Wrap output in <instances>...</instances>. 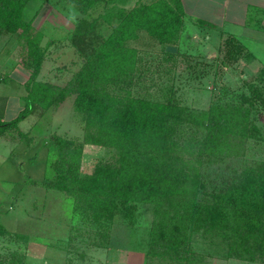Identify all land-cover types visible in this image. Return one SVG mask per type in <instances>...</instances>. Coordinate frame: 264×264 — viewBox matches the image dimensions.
Listing matches in <instances>:
<instances>
[{
	"label": "trees",
	"instance_id": "1",
	"mask_svg": "<svg viewBox=\"0 0 264 264\" xmlns=\"http://www.w3.org/2000/svg\"><path fill=\"white\" fill-rule=\"evenodd\" d=\"M31 1L0 0V35L21 30L20 37L26 42V55L31 54L33 66L26 85L25 106L12 120L0 121L1 130L16 127L31 113L35 99L39 104L43 99L39 85L34 82L42 64L43 50L39 48L42 35L23 17ZM68 1L83 16L75 35H91L98 17L88 21L84 33L80 28L98 0ZM115 14L119 23L75 76L74 104L84 123L83 141L50 137L46 146L49 155L51 152L57 155V161L53 168L55 175L52 180L45 178V186L71 196L74 213L98 226L101 239L107 240L108 231L104 229L118 208L131 216L137 204H144L152 208L154 215L152 249L148 254L162 255L177 264H195L197 254L190 250L189 240L191 232L200 231L222 239L230 257L264 262V161L256 168L245 165L244 172L234 177L237 183L229 184L224 191L214 187L213 191L199 196L200 176L195 163L205 156L206 161L218 162L224 153L233 156L226 150L233 147L232 139L240 126L232 120L231 108L216 105L208 111L193 109L175 100L171 90L163 100L135 92L136 88L147 89L148 82L154 83V75L149 73V68L136 73L141 59L136 49L124 43L138 31H145L164 44L161 57L172 59L175 54L165 48L174 46L167 42L168 37L179 34L185 24L181 0L150 1L129 11L107 12V16ZM195 22L213 27L202 19ZM223 46L224 63L237 66L246 54L243 47L230 35L224 38ZM242 80L243 85L249 84L250 94L259 101V107H264L261 96L264 79L262 92L251 82L247 83L248 80ZM107 82L121 87L111 90ZM48 100L43 101L46 107L52 104ZM192 126L204 131L198 137L184 136ZM246 126L245 138L259 131L253 123ZM20 137L19 141L28 145L33 142L31 137ZM82 144L109 147L113 156L98 161L91 172L82 175L77 161ZM5 233L0 226V234ZM24 260V253L16 251L0 256V264H25Z\"/></svg>",
	"mask_w": 264,
	"mask_h": 264
},
{
	"label": "rangeland",
	"instance_id": "2",
	"mask_svg": "<svg viewBox=\"0 0 264 264\" xmlns=\"http://www.w3.org/2000/svg\"><path fill=\"white\" fill-rule=\"evenodd\" d=\"M150 1L157 0H98L89 10V16L85 17L88 20L80 28V32L84 33L88 21L98 17L95 30L91 35L84 34L81 37H77L75 32L77 23L83 16L70 1L32 0L26 6L24 20L41 33L39 48L43 50L42 64L34 81L39 85L43 99L40 104L35 99L26 125L31 135L29 137L33 140L32 144L39 142V145L44 139L47 145L52 136L78 143L83 141L84 123L74 104L75 78L81 73L89 57L94 55L102 39L108 37L120 21L117 14L107 16V12L129 11ZM184 18L185 24L181 26L180 33L168 37L167 42L177 48L170 60L161 57L160 51L164 44H160L145 31H138L134 38L126 40L124 44L136 49L141 59L136 73L149 68V73L154 75L155 82H148L145 90L136 88L137 94L163 100L169 96L168 92L171 90L175 100L193 109L208 111L216 105L231 108L232 120L235 119L240 126L236 130L235 139L232 137L233 147L226 150V153L232 152L233 156H226L224 153V158L219 162L206 161L205 156L195 163L200 176L199 196H204L205 191L209 193L214 187L224 191L229 184L237 183L234 177L244 172L245 165L256 168L264 161V107L260 108L259 101L251 96L249 84H242V71L239 67L224 63L223 40L226 35L198 25L192 18ZM225 29L231 31L236 27ZM20 32L18 30L12 34L0 35V96H16L18 92H28L25 85L33 71L32 56L26 55L28 47L20 37ZM248 82L262 92V82ZM106 86L111 90L121 87L112 82H107ZM261 96L264 98L263 94ZM46 98L52 102L48 107L43 105ZM26 101L27 98L20 105L24 107ZM3 103L0 98V121L2 117L10 116L7 114L15 115L12 114V107L6 112ZM249 123L255 124L259 131L250 138H245L243 133ZM202 131L192 126L184 132V136L198 137ZM236 143L238 146H235ZM35 150L39 152L41 149L35 146ZM112 156L113 150L109 147L82 144L77 158L80 174L91 172L98 161L109 160ZM56 158L57 155L52 152L48 157V180H52L55 175L53 168ZM23 168L28 172L27 166ZM40 192L42 190L32 191L33 198H38V201H34L37 204L35 208L44 214L45 231L51 229L52 233H57L48 243L51 247L60 248L49 255L50 259L60 258L65 264H177L173 259L162 255L148 254V250L152 249L151 231L154 220L150 206L137 204L134 215L131 216L118 208L112 221L104 229L108 231V238L104 240L99 236L98 226L80 213H74L71 196L51 189L44 198ZM43 199L45 202L42 204ZM39 240L4 235L0 237V256H7L12 251L26 254L29 241L38 243ZM98 242L103 245H97ZM189 245L190 250L197 254L195 264H264L230 257L225 249L226 243L212 234L193 231Z\"/></svg>",
	"mask_w": 264,
	"mask_h": 264
},
{
	"label": "crops",
	"instance_id": "3",
	"mask_svg": "<svg viewBox=\"0 0 264 264\" xmlns=\"http://www.w3.org/2000/svg\"><path fill=\"white\" fill-rule=\"evenodd\" d=\"M181 3L186 18L207 21L213 24L210 29L214 32L230 35L239 42L246 53L237 64L242 71V78L253 82L263 81L264 0H181ZM226 27L236 29L230 31L225 29ZM27 93H16L19 98L16 94L0 96L6 112L12 107L14 109L12 114H15H7L10 116L2 117L1 121H10L13 116L19 114L24 108L20 104L22 101L25 102ZM29 116L30 114L19 121L16 127L8 126L0 130V226L6 231L5 235H16L28 240L40 239L38 243L29 241L26 254L24 253L25 264H65L60 258L58 260L49 258V255L60 250L48 243L52 236H57V233H52L51 229L45 231L44 214L35 208L37 204L35 205L34 201H38V198L32 196V191L37 189L42 190L40 193H43L45 198L52 188L44 184L49 169V152L45 140L43 139L39 145H37L39 142L36 145L35 143L28 145L19 141L22 135L31 136L26 126ZM35 146L41 150L36 151ZM24 166H27L28 172L24 170ZM44 202L43 199L42 204ZM2 236L0 234V237Z\"/></svg>",
	"mask_w": 264,
	"mask_h": 264
},
{
	"label": "water",
	"instance_id": "4",
	"mask_svg": "<svg viewBox=\"0 0 264 264\" xmlns=\"http://www.w3.org/2000/svg\"><path fill=\"white\" fill-rule=\"evenodd\" d=\"M166 51L175 53L177 51V48L175 46H166Z\"/></svg>",
	"mask_w": 264,
	"mask_h": 264
}]
</instances>
